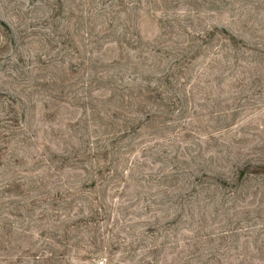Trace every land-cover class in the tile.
Masks as SVG:
<instances>
[{
	"label": "rangeland",
	"instance_id": "374dc122",
	"mask_svg": "<svg viewBox=\"0 0 264 264\" xmlns=\"http://www.w3.org/2000/svg\"><path fill=\"white\" fill-rule=\"evenodd\" d=\"M0 264H264V0H0Z\"/></svg>",
	"mask_w": 264,
	"mask_h": 264
}]
</instances>
